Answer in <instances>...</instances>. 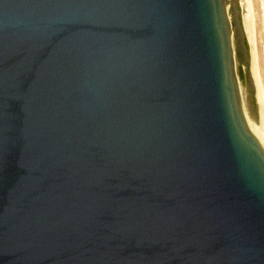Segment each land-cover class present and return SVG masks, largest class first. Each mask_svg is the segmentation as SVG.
Masks as SVG:
<instances>
[{"label":"water","instance_id":"water-1","mask_svg":"<svg viewBox=\"0 0 264 264\" xmlns=\"http://www.w3.org/2000/svg\"><path fill=\"white\" fill-rule=\"evenodd\" d=\"M0 264H264L231 0H0Z\"/></svg>","mask_w":264,"mask_h":264},{"label":"bare ground","instance_id":"bare-ground-1","mask_svg":"<svg viewBox=\"0 0 264 264\" xmlns=\"http://www.w3.org/2000/svg\"><path fill=\"white\" fill-rule=\"evenodd\" d=\"M250 3L248 0H246L245 5L243 3L241 4V10H242L241 11V13H242L241 14V20H242L241 24L243 26L244 35H245L247 46H248V54H249V59H250L249 60L250 61L249 70L251 72L249 74H250V78L252 79L253 84L255 86L256 95H257V97L256 96L255 97L260 102L261 106H264V104H263L264 103V83L260 77V67H259V63H258L259 53H258V46H257V42H256V36H255L256 35L255 34L256 26H255V17L253 16L254 7L252 9V6ZM231 5H232L233 14H234L235 24H236L237 29L239 31V34L241 36V48H242L245 60H247L246 45L244 42L242 30L240 28L239 10L237 9V7L235 5L234 0H231ZM260 19H262L260 22V25L263 26L264 25V0H261ZM262 58L264 59V49L262 51ZM249 70H247V71H249ZM262 111H264L263 108H262ZM263 115H264V112H263ZM263 118H264V116H263ZM255 127H256V125H255ZM255 130H256V128H255ZM255 135H256L257 143L260 145V147L264 151V139H262V137H259L256 134V132H255Z\"/></svg>","mask_w":264,"mask_h":264},{"label":"rangeland","instance_id":"rangeland-1","mask_svg":"<svg viewBox=\"0 0 264 264\" xmlns=\"http://www.w3.org/2000/svg\"><path fill=\"white\" fill-rule=\"evenodd\" d=\"M249 3L251 4L252 6V9H253V16L255 17V36H256V42H257V46H258V53H259V60H258V63H259V67H260V77L264 83V59L262 58V51L264 49V25L261 26L260 25V22L262 19H260V13H261V0H248ZM235 2V5L237 7V9L239 10V19H240V28L242 30V34H243V38H244V42H245V45H246V53H247V60H246V63H247V70H249V64H250V59H249V54H248V46H247V42H246V38H245V35H244V31H243V26H242V20H241V4L243 3L245 5V2L246 0H234ZM260 12V13H259ZM250 70L247 71V74L250 78ZM250 82H251V88H252V93H253V99H254V104H255V125H256V134L259 136V137H262V139H264V118H263V112L262 111V108L264 110V106H261L260 102L256 99L257 95H256V90H255V86L253 84V81L252 79L250 78ZM255 91V92H254ZM256 96V97H255ZM264 104V103H263ZM261 111V112H260ZM262 114V115H261ZM258 127V128H257ZM259 130V131H258ZM260 134V135H259Z\"/></svg>","mask_w":264,"mask_h":264}]
</instances>
